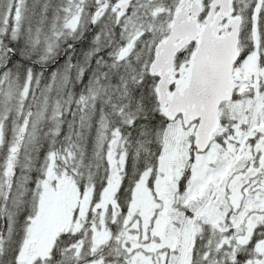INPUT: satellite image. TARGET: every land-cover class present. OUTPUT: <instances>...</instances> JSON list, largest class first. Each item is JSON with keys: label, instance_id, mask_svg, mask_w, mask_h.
Segmentation results:
<instances>
[{"label": "snow or ice", "instance_id": "snow-or-ice-1", "mask_svg": "<svg viewBox=\"0 0 264 264\" xmlns=\"http://www.w3.org/2000/svg\"><path fill=\"white\" fill-rule=\"evenodd\" d=\"M0 264H264V0H0Z\"/></svg>", "mask_w": 264, "mask_h": 264}]
</instances>
